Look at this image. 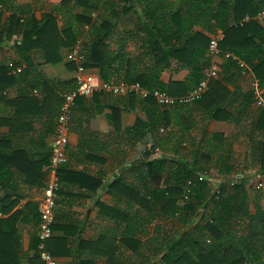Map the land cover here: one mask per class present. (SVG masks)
Here are the masks:
<instances>
[{
	"label": "trees",
	"instance_id": "1",
	"mask_svg": "<svg viewBox=\"0 0 264 264\" xmlns=\"http://www.w3.org/2000/svg\"><path fill=\"white\" fill-rule=\"evenodd\" d=\"M136 1L143 6L138 15L140 26L136 32H141L143 36L138 39L139 53L128 63L129 72L124 82L139 84L149 94L144 100H138L139 111L145 119L137 118L132 131L141 130L143 135L151 133L162 156L146 164L149 176L158 173L159 184L145 192L138 203L147 214L146 228L152 229L144 243V252L141 254L138 251L137 257H134L135 254L132 257L122 255L118 262L264 264V209L259 202L249 201V176L242 175L244 170L233 165L235 159L230 153H219L214 147L207 149L210 142H225L223 136L204 134L199 143L192 142L185 149L183 144L186 137L169 129L171 113L183 116L187 112L192 115V111L200 106L209 109L208 120L218 119L221 108L215 109L220 104L214 100V96H222L223 91L214 90V85L210 84L208 91L192 104L178 103L167 107H160L151 96L155 90H160L171 97H183L202 80L209 63V39L195 32V26L209 34L222 30L224 40L219 45L221 52L244 61L250 67L258 87L264 89V27L255 21L239 25L245 16L253 17L263 9L264 0H180L176 7L169 5L167 0ZM134 3L135 0H62L58 4H49L43 0H32L29 5L18 6L13 0H0V45L11 41L17 61H11V68L0 65V108L6 105L13 107L8 117L0 118V126L9 128L8 134L0 133L2 214H8L15 205L11 198L17 195L20 183L30 184L28 176L31 169L40 179L41 167L49 161L46 157L36 159L22 146L25 139L22 127L25 122L24 108L30 105L40 107L42 99L38 95L26 94L23 88L10 97L9 88L17 85L18 80L9 72L23 62L26 73H35L37 68L33 64V54L36 50L42 53V63H62L73 47L82 41L80 65L85 69H97L103 83L114 84L108 69L111 63L121 58L123 49L117 47L114 54L109 43L118 34V20L134 10ZM41 10L44 14L38 19L35 12ZM4 12L10 15L3 20ZM17 34H20V38L12 39ZM130 63L139 65V70L132 72ZM170 68L177 72L186 70V79L163 84L161 75ZM220 71L221 81L226 80V74L235 77L238 66L235 61L224 59ZM135 72L137 74L134 75ZM39 84L42 89L47 84L42 76L35 85L38 87ZM123 98L122 95L116 96L119 101ZM245 98L253 102L256 109L250 126L253 136L248 160L257 173L263 175L264 109L255 106L252 93ZM261 98L264 102V94ZM128 99H134V96ZM211 99L214 100L212 109L211 106L206 107ZM14 125L19 126L21 131L15 132ZM66 172L68 170L64 167L60 168V182ZM212 174L220 178L214 189ZM240 175L242 177L233 183V178ZM92 180L93 190L98 189L101 182L94 178ZM202 211L209 214L208 219L204 220ZM15 218V213L9 218H0V264H21V257L14 245L16 232L12 221ZM47 250L50 252L48 246ZM50 253L54 257L55 254ZM71 254L70 248L66 255ZM35 259L31 264H35Z\"/></svg>",
	"mask_w": 264,
	"mask_h": 264
},
{
	"label": "crops",
	"instance_id": "2",
	"mask_svg": "<svg viewBox=\"0 0 264 264\" xmlns=\"http://www.w3.org/2000/svg\"><path fill=\"white\" fill-rule=\"evenodd\" d=\"M43 1L58 4L62 0ZM31 2L32 0H13L18 6L29 5ZM167 2L176 7L181 1L167 0ZM142 7L135 0L134 10L120 17L117 23L118 34L110 40V50L114 54L117 47L123 49L121 58L111 63L108 69L113 85H126L124 80L126 73L129 72L128 63L139 53L138 39L143 34L137 33L136 30L140 26L138 15ZM43 14V10L35 12L38 19H41ZM9 15V12H4L3 20ZM58 24H61L60 21ZM261 25L264 27V23ZM193 30L208 39L212 35L199 26H195ZM16 38H20V34L13 36L12 39ZM79 45L81 49L83 42L81 41ZM33 57V64L37 68L35 73L33 71L26 73L23 62L9 72V75L18 80L17 85L9 88V94L10 97H14L13 93L23 88L26 94L38 95L42 99L41 108L37 105L24 108L25 122L22 127L25 139L22 146L36 159L42 157L48 159L62 95L74 88L77 63L68 56L64 62L57 65L44 64L42 53L38 50L34 52ZM13 59L17 62L12 42L8 41L0 45V65L5 64L11 68ZM246 66L245 74H242L238 68L235 77L231 78L226 74L227 79L221 81L220 71L218 78L210 82L212 86L214 85V90L217 88L218 92L224 93L222 96H214V100L220 104L215 106V109L221 108L218 119L208 120L206 117L209 109L205 110L200 106L198 110L192 111V115L187 112L183 116L171 113L169 129L174 133L180 132V135L186 137L183 144L185 149L192 142L199 143L204 134L222 135L225 142H210L207 149L212 150L214 147L219 153L227 152L233 156L235 159L233 165L244 170L242 175L249 176V201L259 202L264 209V174L259 175L248 160L253 136L250 126L256 109L253 107V102L246 101L245 97L252 93L255 101L252 87L256 81L250 67L247 64ZM130 68L132 72H137L139 65L130 63ZM87 70L99 78L97 69ZM136 72L134 75L137 74ZM187 75L186 70L177 72L170 68L162 73L161 81L163 84L169 81L182 82ZM41 76L47 83L43 89L40 84L38 87L35 85L38 84ZM216 84L220 86L217 87ZM263 94L264 89L259 88L260 97ZM129 96H134V99H128ZM123 97L122 101H119L114 95L97 91L89 97L77 98L74 102L69 144L63 165L68 172L64 173L56 196L52 240L45 245L46 250L48 246L50 252L55 254L53 257L47 250L56 264H120L118 259L120 261L122 255L132 257L135 254L134 257H137L138 251L142 254L144 243L151 235L152 229L146 228L145 225L147 214L138 203L145 192L159 184L158 173L154 172L149 176V170L146 168V164L151 161L150 150L158 146L152 139L151 133L146 132L143 135L141 130L132 131L137 118L145 119L139 111L141 108L138 100H144L142 94L132 92L126 93ZM211 100L206 104V107L211 106L210 109L213 108L214 101ZM255 106L257 107L256 102ZM12 111L13 107L2 106L0 118L8 117ZM14 131L18 133L21 129L14 125ZM0 133L8 134V126H0ZM47 165L41 167L40 179L36 178V172L31 169L28 176L30 184L20 183L17 195L11 198V201H15V205L6 215L0 212L1 219L16 214L12 227L16 232L14 245L17 254L21 257V264H31L35 258L37 260L35 264H42L38 257L36 232L38 202L49 180ZM242 175L233 178L232 181H238ZM89 177L101 182L98 189L93 190L92 178L86 179ZM219 182L220 178L212 174L213 189ZM202 213L204 220L208 219L209 214L203 211ZM70 248L72 254L66 255Z\"/></svg>",
	"mask_w": 264,
	"mask_h": 264
},
{
	"label": "built area",
	"instance_id": "3",
	"mask_svg": "<svg viewBox=\"0 0 264 264\" xmlns=\"http://www.w3.org/2000/svg\"><path fill=\"white\" fill-rule=\"evenodd\" d=\"M255 21L259 24L264 23V8L258 11L253 17L245 16L239 25ZM224 40V32L220 29L216 30L209 38L207 47V57L209 63L203 73V78L192 91L183 97H171L167 93L155 90L151 96L155 99L160 107L174 106L178 103L192 104L196 99L203 96L209 89L212 80L218 78L220 73L221 62L225 59L235 61L242 74L247 71L246 63L239 60L230 53H222L219 45ZM80 43L76 44L71 50L69 56L77 63L74 88L62 95V102L56 116L54 131L51 138L49 161L46 167L49 173V180L42 192V196L38 202V224L36 238L38 241V257L42 264H56L54 258L46 250V243L53 236L52 226L54 223L56 196L60 188L59 170L63 167L66 160V150L69 144V133L71 124V113L74 102L77 98H86L93 93L100 91L114 96L125 95L126 93L140 92L145 99L148 92L140 87L139 84H126L124 86H116L110 83H103L100 79L83 68L80 65L82 57L79 56ZM255 96V102L258 108L264 109V102L259 95V87L257 82L252 87ZM161 151L158 147L150 150L149 159L160 158ZM235 180L233 181V183ZM260 186V185H259Z\"/></svg>",
	"mask_w": 264,
	"mask_h": 264
},
{
	"label": "rangeland",
	"instance_id": "4",
	"mask_svg": "<svg viewBox=\"0 0 264 264\" xmlns=\"http://www.w3.org/2000/svg\"><path fill=\"white\" fill-rule=\"evenodd\" d=\"M260 264H262V263H260Z\"/></svg>",
	"mask_w": 264,
	"mask_h": 264
}]
</instances>
